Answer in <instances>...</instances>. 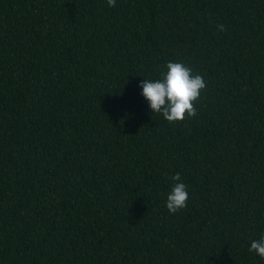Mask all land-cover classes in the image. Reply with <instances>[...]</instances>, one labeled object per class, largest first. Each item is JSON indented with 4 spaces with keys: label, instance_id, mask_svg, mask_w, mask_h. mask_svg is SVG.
<instances>
[{
    "label": "trees",
    "instance_id": "1",
    "mask_svg": "<svg viewBox=\"0 0 264 264\" xmlns=\"http://www.w3.org/2000/svg\"><path fill=\"white\" fill-rule=\"evenodd\" d=\"M169 61L206 81L176 123L139 86ZM261 234L264 0H0V264H264Z\"/></svg>",
    "mask_w": 264,
    "mask_h": 264
},
{
    "label": "clouds",
    "instance_id": "2",
    "mask_svg": "<svg viewBox=\"0 0 264 264\" xmlns=\"http://www.w3.org/2000/svg\"><path fill=\"white\" fill-rule=\"evenodd\" d=\"M107 4L109 7H115L116 0H107ZM218 28L221 31L225 30L224 25H218ZM139 86L142 88L141 95L153 113H160L169 123H176L197 115L195 102L206 88V81L202 75L193 74L192 69L184 63L169 61L161 78L144 79ZM170 179L176 183L167 194L165 203L168 211L175 214L187 207L189 192L187 185L179 182L181 181L179 172ZM249 251L264 259V234L251 241Z\"/></svg>",
    "mask_w": 264,
    "mask_h": 264
}]
</instances>
